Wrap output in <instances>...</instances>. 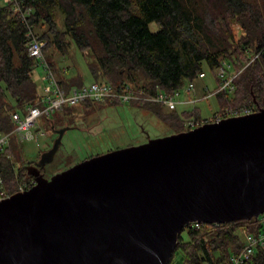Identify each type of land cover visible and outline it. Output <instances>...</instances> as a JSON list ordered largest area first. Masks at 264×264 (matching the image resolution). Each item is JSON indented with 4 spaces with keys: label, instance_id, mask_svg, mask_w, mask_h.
Here are the masks:
<instances>
[{
    "label": "water",
    "instance_id": "1",
    "mask_svg": "<svg viewBox=\"0 0 264 264\" xmlns=\"http://www.w3.org/2000/svg\"><path fill=\"white\" fill-rule=\"evenodd\" d=\"M256 100V99H255ZM0 199V264H170L182 229L264 213V108L113 149Z\"/></svg>",
    "mask_w": 264,
    "mask_h": 264
},
{
    "label": "trees",
    "instance_id": "2",
    "mask_svg": "<svg viewBox=\"0 0 264 264\" xmlns=\"http://www.w3.org/2000/svg\"><path fill=\"white\" fill-rule=\"evenodd\" d=\"M18 1L22 8L31 9L29 23L48 40L47 58L67 93L84 84V76L69 75L49 52L55 48L66 55L73 43L84 53L94 80L114 85L129 82L152 91L159 87L168 93L199 78L205 65L215 73L223 61L230 62L238 73L236 90L216 94L219 110L245 104L255 110L264 108V54L252 60L264 47V0ZM13 6L0 4V131L5 132L14 127V110L23 111L42 92L41 78L34 76V72L38 75L36 60L27 50L26 23L13 13ZM233 21L246 31L240 39ZM153 22L157 30L151 29ZM132 104L151 110L173 133L191 130L184 125L187 119L204 120L197 106L179 111L155 103ZM72 112V108L67 111ZM52 125L56 128V120ZM18 152L15 135L0 151V173L11 194L18 191V181L33 176ZM255 221L236 220L216 227L186 225L182 232L186 230L188 238L181 232L177 243V249L184 252V264H229L231 254L242 246L236 229L248 225L253 231L256 228L250 223ZM246 264H264V248H258Z\"/></svg>",
    "mask_w": 264,
    "mask_h": 264
},
{
    "label": "rangeland",
    "instance_id": "3",
    "mask_svg": "<svg viewBox=\"0 0 264 264\" xmlns=\"http://www.w3.org/2000/svg\"><path fill=\"white\" fill-rule=\"evenodd\" d=\"M0 4H3V0H0ZM59 22L61 26L62 21ZM150 26L152 30L158 29L156 22L151 23ZM232 28H234L237 39H240L243 32H246L237 21L232 22ZM49 53L54 54L58 59L57 62L61 64L64 70H67L69 75L81 74L87 84L94 81L84 53L73 43L66 55H62L55 48H52ZM204 70L206 76L197 78L194 81L198 96L201 98H203L206 85L209 86L211 91L217 87L214 72L206 65ZM37 73L38 75L34 72V76L39 79L40 66L37 68ZM202 88L203 90H201ZM11 102L14 104V101ZM219 105L218 96H212L199 100L195 104L179 106L177 109L181 111L197 106L201 111L202 119H205L213 117L218 112ZM69 108H72L73 112L68 114ZM54 120H56V128L63 126H71V128L63 136L54 161L46 165L47 176H52L63 169L69 168L85 158L106 153L113 149L138 145L149 141L151 138L163 137L173 133V129L161 121L155 113L138 104L95 102L88 106L85 102L74 105L68 103L62 109H57L50 115H42L39 128L44 130L45 134L37 136L35 129H32L34 134L29 140H24L20 134H15L18 138V154L21 163L24 162L27 167L30 166L35 160L40 159L39 157L43 151L52 147L57 137V133L52 128ZM260 217L263 218L264 213ZM182 233L184 238L187 239L188 233L186 230ZM184 263V252L179 248L170 264Z\"/></svg>",
    "mask_w": 264,
    "mask_h": 264
},
{
    "label": "built area",
    "instance_id": "4",
    "mask_svg": "<svg viewBox=\"0 0 264 264\" xmlns=\"http://www.w3.org/2000/svg\"><path fill=\"white\" fill-rule=\"evenodd\" d=\"M3 1L6 4L14 3L13 13L21 15L23 23H26V37L28 38L27 50H29L30 56L35 58L37 67H41L39 77L42 81V92L40 97L33 104H28L23 111L16 109L11 114L14 127L8 132L0 131V151L8 147L12 136L15 134H20L24 140H29L33 137L34 133L32 129H35L37 136L45 134L46 132L39 128V121L42 115H50L52 112H55V110L62 109L64 105L68 103L74 105L82 102L86 103V101L92 103L119 101L120 103L124 102L129 104L140 102L149 104L155 103L165 106L168 110H177L179 106L195 104L204 98L216 96L218 92L226 91L231 94L236 90V83L234 80L238 73L232 68L230 62L223 61L222 65L217 67L214 73L217 87L211 91L209 86L206 85L203 98L198 96L196 84H194V80L190 79L185 82L184 86L176 89V91L172 93H168L159 87L157 90L152 91L133 86L129 82L114 85L106 80H94L89 84L84 83L80 87L71 88V91L67 93L60 84L54 68L47 59L45 48L48 44V40L37 33L34 27L29 23L28 16L31 13V9L22 8L18 0ZM243 34H245V32H243ZM261 54H264V47L256 53L252 60H255ZM205 76V71L199 74V78ZM254 111L256 110L247 104L242 106H229L222 110H218L213 117L205 118L202 121L195 118L187 119L184 125H186L187 128H194L207 121L218 122V120L223 118L241 116ZM35 183L36 179L34 176L29 179L20 180L17 183L18 191L29 190ZM10 195L12 194L8 191L7 187H5L4 177L2 173H0V199H4V197ZM260 216L258 219L253 218L256 221L250 223L255 226V230H249L248 225H241L236 229L240 236L242 246L237 252L231 254V261L229 264H246L251 260V257L258 248H264V217L262 218ZM189 225L194 228L208 224L195 221ZM217 225L219 224H213V227Z\"/></svg>",
    "mask_w": 264,
    "mask_h": 264
},
{
    "label": "flooded vegetation",
    "instance_id": "5",
    "mask_svg": "<svg viewBox=\"0 0 264 264\" xmlns=\"http://www.w3.org/2000/svg\"><path fill=\"white\" fill-rule=\"evenodd\" d=\"M37 162H38V160L35 163H32V164H36ZM41 172L45 173V175L47 176L48 171H46V166L43 169H41ZM47 177H51V175L47 176Z\"/></svg>",
    "mask_w": 264,
    "mask_h": 264
},
{
    "label": "crops",
    "instance_id": "6",
    "mask_svg": "<svg viewBox=\"0 0 264 264\" xmlns=\"http://www.w3.org/2000/svg\"><path fill=\"white\" fill-rule=\"evenodd\" d=\"M201 90H203V88H202ZM204 91H205V89H204ZM203 93H204V92H203Z\"/></svg>",
    "mask_w": 264,
    "mask_h": 264
}]
</instances>
